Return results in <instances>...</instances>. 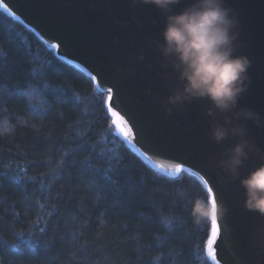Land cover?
<instances>
[{"label":"trees","instance_id":"trees-1","mask_svg":"<svg viewBox=\"0 0 264 264\" xmlns=\"http://www.w3.org/2000/svg\"><path fill=\"white\" fill-rule=\"evenodd\" d=\"M105 100L0 10V122L13 127L0 135V264H213L210 220L189 215L204 186L122 144Z\"/></svg>","mask_w":264,"mask_h":264},{"label":"water","instance_id":"water-1","mask_svg":"<svg viewBox=\"0 0 264 264\" xmlns=\"http://www.w3.org/2000/svg\"><path fill=\"white\" fill-rule=\"evenodd\" d=\"M2 2L19 19L0 10L35 33L58 58L79 65L76 68L89 78L88 73L94 75L95 88L106 98L107 89L112 88L114 108L133 131L135 148L128 147L146 164L161 173L153 162H180L197 173L198 180L203 176L209 182L208 187L224 207L217 217L220 231L214 245L219 264H264V216L244 207L239 179L230 177L217 163L235 140L229 137L217 144L209 139L212 121L204 114L208 107L205 100L185 103L170 114L162 107L177 78L171 67H162L164 61L156 47L164 26L159 10L133 0ZM188 3L190 0H183L176 10ZM227 6L236 11L240 21L243 46L237 54H245L252 61L251 84L239 106L252 108L264 117V0H227ZM51 44L59 47L53 49ZM245 127L261 151L250 154L240 169L241 177L264 163V128H256L251 121L245 122Z\"/></svg>","mask_w":264,"mask_h":264},{"label":"clouds","instance_id":"clouds-1","mask_svg":"<svg viewBox=\"0 0 264 264\" xmlns=\"http://www.w3.org/2000/svg\"><path fill=\"white\" fill-rule=\"evenodd\" d=\"M133 3L151 5L164 16L156 47L164 61L162 67H171L177 78L176 86L162 103L165 112L170 114L185 103L207 101L204 114L212 121L209 139L217 144L229 137L235 140L221 153L218 166L233 179H239L244 190V207L264 216V163L247 175H240L250 154L261 151L250 138L245 122L264 128V117L252 108L239 106L251 84L252 61L245 54H237L243 45L236 11L227 6V0H190L178 11L176 8L183 0H133ZM20 123L25 121L21 119ZM12 130L6 120L0 122V135ZM189 202V215L197 226L224 211L218 202L214 206L202 196Z\"/></svg>","mask_w":264,"mask_h":264},{"label":"snow or ice","instance_id":"snow-or-ice-1","mask_svg":"<svg viewBox=\"0 0 264 264\" xmlns=\"http://www.w3.org/2000/svg\"><path fill=\"white\" fill-rule=\"evenodd\" d=\"M0 8H2L5 12H7L8 15L13 16L16 19H19V17L15 16L14 12H11L8 9L7 4L3 3L2 0H0ZM45 43H47V41H45ZM49 46L53 49H56L59 47V45L57 44H51ZM63 59L64 58L61 57V60ZM67 63L71 65L72 61L68 60ZM76 67L79 68V65H76ZM88 75L90 76L93 82L96 81V77L94 75H92L91 73H88ZM112 101H113V90L112 88H108L107 98L104 101V103H105L107 112L110 113V116L112 118L110 127L112 125L115 126V132L121 139L122 144L135 148V144L133 141L132 128L129 126L128 120H126L124 116H122L120 112L114 108ZM136 151H139V149H136ZM141 155H144V153H141ZM144 158L146 160H150V157L147 155H144ZM53 163H55L54 160L48 161L49 166H51ZM58 166L59 164L57 163V167ZM153 167L158 169L164 176H168V177H176L177 175H179L181 172H184V171L188 172L190 175H193V176L197 175V173L193 172L192 169L186 167L180 162L165 165V164L160 163L159 161H155L153 162ZM198 178L201 182L204 183L205 187L207 188V193H208L207 199L210 200L211 203L215 206V204L217 203V200L213 194V189L211 187H208L209 182L205 180L203 176H199ZM41 231H43V229H41ZM219 231L220 230H219L217 218L213 216V218L210 220V234L207 235L204 251H205L206 256L210 258V260L213 261L214 264H219V261L217 259L216 249L214 248V245L216 244L217 238L219 236ZM21 242H22V237H21ZM19 248H20L19 243L13 246V250L15 251H19Z\"/></svg>","mask_w":264,"mask_h":264}]
</instances>
